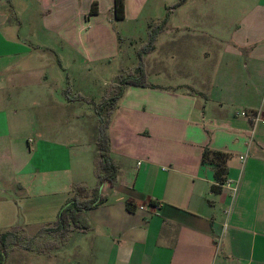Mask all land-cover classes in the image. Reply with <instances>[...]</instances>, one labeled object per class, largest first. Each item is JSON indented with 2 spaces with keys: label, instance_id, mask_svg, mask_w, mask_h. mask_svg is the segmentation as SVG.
I'll return each mask as SVG.
<instances>
[{
  "label": "crops",
  "instance_id": "1",
  "mask_svg": "<svg viewBox=\"0 0 264 264\" xmlns=\"http://www.w3.org/2000/svg\"><path fill=\"white\" fill-rule=\"evenodd\" d=\"M113 4L0 0V233H39L75 184H96L98 116L69 108L77 101L61 82L82 64L118 57L116 26L146 19L130 0L116 19ZM170 5L169 30L144 54L145 69L157 67L148 59L166 37L170 55L179 40L200 45L195 72L164 83L147 72L151 86H125L108 126L117 180L101 187L103 203L85 210L89 226L56 247L15 245L5 264H264V123L253 118H264V0ZM184 28L206 38L180 36ZM205 147L225 154L235 191L211 189Z\"/></svg>",
  "mask_w": 264,
  "mask_h": 264
},
{
  "label": "rangeland",
  "instance_id": "2",
  "mask_svg": "<svg viewBox=\"0 0 264 264\" xmlns=\"http://www.w3.org/2000/svg\"><path fill=\"white\" fill-rule=\"evenodd\" d=\"M179 0H130L132 4H141L145 8V17L139 20V23L133 25H128L122 27L117 25L116 28L122 33L121 36V52L118 57L112 58V60L105 61L97 64H86L77 73L70 71L67 81H62L64 88H66V93L75 97V106H71L72 110H78L81 108L83 113H91L95 111L94 105L100 103L106 93L107 88L112 84L118 77V75H126L129 73L136 74V67L139 63L138 49L144 45L148 38L149 26H143L147 23L154 25L157 23L164 28L165 31L169 30L168 27L161 22L159 17L165 16V6L171 3H176ZM170 5L169 8L173 7ZM162 15V16H161ZM148 19L152 20L149 21ZM162 30L157 34H161ZM180 36H192L193 39L200 41L204 39V34L199 30H187V28L181 29L178 32ZM157 35V36H158ZM168 36V32L166 33ZM161 46L157 49V52L153 55L156 59H148L150 64L156 61V68L147 69L146 77L148 78L147 72H150L149 78L151 80L157 79L158 82L164 83V79H175L182 77L192 76V72L196 68L197 59L199 58L200 45L185 43L183 41L178 42V48L175 52L170 55L169 44L165 42L166 37L161 38ZM202 44V47L205 48ZM215 46L216 44H210ZM213 48L210 49L212 51ZM174 54V55H173ZM173 56V58H171ZM188 63V65H187ZM192 63V65H189ZM188 69V70H187ZM160 71V74H156ZM186 71L189 74H186ZM195 72V71H194ZM69 83V84H68ZM242 112V111H241ZM94 113V112H93ZM83 116H85L83 114ZM96 155V154H95ZM17 243L19 245L26 244L28 241L32 243L34 248L46 245L51 240L56 241L54 235H49L47 233H38L37 230L34 232L20 231L18 235ZM47 240V241H46ZM50 240V241H49ZM34 241V242H33Z\"/></svg>",
  "mask_w": 264,
  "mask_h": 264
},
{
  "label": "trees",
  "instance_id": "3",
  "mask_svg": "<svg viewBox=\"0 0 264 264\" xmlns=\"http://www.w3.org/2000/svg\"><path fill=\"white\" fill-rule=\"evenodd\" d=\"M184 0H179L173 7L180 5ZM96 4L93 3L90 13H96ZM113 16L116 19L124 18V0H114L112 7ZM161 22L165 24L166 17ZM162 30L159 24H150L147 41L138 49L139 63L136 67V74L118 75L117 79L110 84L100 103L93 104L95 112L98 116V127L96 135L97 154L94 156V175L96 184L89 188L85 184L77 183L74 187L73 197L59 210L57 218L43 225L39 229V233H49L56 237L57 242L50 241L43 247L53 245L63 241L67 233L71 229H86L89 226L85 210L91 209L96 205L103 203L106 196L101 192L104 184L113 185L117 180L118 167L110 155V137L108 126L113 110L117 107L118 99L122 96L124 88L127 85L151 86L146 77V69L144 63V54L151 52L155 47L157 33ZM201 160L203 163L214 165V177L217 183L211 185L213 191H220L221 183L226 179L225 160L226 156L223 152L204 148ZM152 202V200H151ZM128 210L133 209L131 202L126 203ZM21 227L12 226L0 233V264H5L11 247L18 245L17 239ZM21 247L31 249L32 243L28 241ZM51 247V246H50Z\"/></svg>",
  "mask_w": 264,
  "mask_h": 264
},
{
  "label": "built area",
  "instance_id": "4",
  "mask_svg": "<svg viewBox=\"0 0 264 264\" xmlns=\"http://www.w3.org/2000/svg\"><path fill=\"white\" fill-rule=\"evenodd\" d=\"M240 114L243 115V116H249V115H251V114L246 113L245 111L240 112ZM253 118L256 121L257 120H260L261 122L264 123V118H259V115L258 114L253 115ZM240 158L243 159V156H241ZM220 185L221 186H226V187L230 188L233 191H235V189H236L235 185L232 184V180L231 179H228V178H226Z\"/></svg>",
  "mask_w": 264,
  "mask_h": 264
}]
</instances>
